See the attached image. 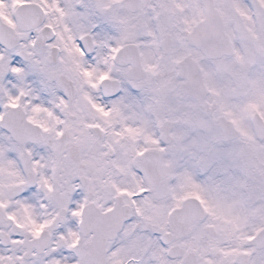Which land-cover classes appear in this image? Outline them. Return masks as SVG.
Listing matches in <instances>:
<instances>
[{"label": "snow or ice", "instance_id": "6c2138e0", "mask_svg": "<svg viewBox=\"0 0 264 264\" xmlns=\"http://www.w3.org/2000/svg\"><path fill=\"white\" fill-rule=\"evenodd\" d=\"M0 264H264V0H0Z\"/></svg>", "mask_w": 264, "mask_h": 264}]
</instances>
